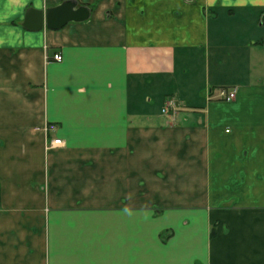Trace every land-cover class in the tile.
I'll list each match as a JSON object with an SVG mask.
<instances>
[{
	"label": "crops",
	"instance_id": "0c3cea01",
	"mask_svg": "<svg viewBox=\"0 0 264 264\" xmlns=\"http://www.w3.org/2000/svg\"><path fill=\"white\" fill-rule=\"evenodd\" d=\"M62 1L0 0V264H264V0Z\"/></svg>",
	"mask_w": 264,
	"mask_h": 264
},
{
	"label": "water",
	"instance_id": "95a60500",
	"mask_svg": "<svg viewBox=\"0 0 264 264\" xmlns=\"http://www.w3.org/2000/svg\"><path fill=\"white\" fill-rule=\"evenodd\" d=\"M91 12L90 6L79 4L77 0H63L55 6L45 9L28 8L23 26L29 30H40L45 26L61 29L69 22H81L89 19Z\"/></svg>",
	"mask_w": 264,
	"mask_h": 264
},
{
	"label": "built area",
	"instance_id": "2783aa9c",
	"mask_svg": "<svg viewBox=\"0 0 264 264\" xmlns=\"http://www.w3.org/2000/svg\"><path fill=\"white\" fill-rule=\"evenodd\" d=\"M63 58L62 54L60 52H56L53 54L52 59L55 61H61ZM236 98V88H226V87H220L218 88V95L217 99H223V100H233ZM173 105L172 103L168 106H164L162 109V112L165 113L168 111V107ZM58 128V124L54 122H47L44 126H42V129L44 133L46 134V149L51 150L54 148L62 147L65 145V140L58 137V136H51V132L56 131Z\"/></svg>",
	"mask_w": 264,
	"mask_h": 264
},
{
	"label": "trees",
	"instance_id": "16d2710c",
	"mask_svg": "<svg viewBox=\"0 0 264 264\" xmlns=\"http://www.w3.org/2000/svg\"><path fill=\"white\" fill-rule=\"evenodd\" d=\"M93 5H91V7H92Z\"/></svg>",
	"mask_w": 264,
	"mask_h": 264
}]
</instances>
